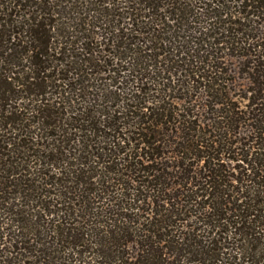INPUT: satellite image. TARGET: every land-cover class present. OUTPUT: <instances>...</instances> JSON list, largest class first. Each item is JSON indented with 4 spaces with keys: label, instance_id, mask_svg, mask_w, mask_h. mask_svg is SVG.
<instances>
[{
    "label": "trees",
    "instance_id": "trees-1",
    "mask_svg": "<svg viewBox=\"0 0 264 264\" xmlns=\"http://www.w3.org/2000/svg\"><path fill=\"white\" fill-rule=\"evenodd\" d=\"M0 264H264V0H0Z\"/></svg>",
    "mask_w": 264,
    "mask_h": 264
}]
</instances>
